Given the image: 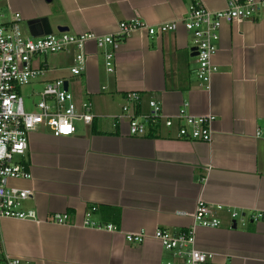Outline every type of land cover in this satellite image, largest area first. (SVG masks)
Masks as SVG:
<instances>
[{
	"label": "crops",
	"instance_id": "crops-1",
	"mask_svg": "<svg viewBox=\"0 0 264 264\" xmlns=\"http://www.w3.org/2000/svg\"><path fill=\"white\" fill-rule=\"evenodd\" d=\"M226 2L9 0L0 3V14L4 22L12 13L20 14L25 37H30L27 22L42 18L53 35L60 34L57 28L71 35H107L120 22L139 19L157 27L181 20L193 4L219 11ZM194 53L190 34L178 25L154 36L134 31L119 45L113 73L106 72L102 53L92 43L85 45L80 76L69 71L74 50L33 60L32 66L46 71L31 87L41 90L44 81L65 80L75 104L89 102L95 118L88 126L76 122L68 138H55L43 127L29 134L27 152L18 161L30 178L10 186L31 192L24 208L34 210L40 222L0 220V264L12 259L160 264L173 258L153 232L186 231L199 199L245 214L264 212V132L255 136L264 130V13L221 27L212 60L218 71L208 91L196 80ZM131 92L140 96L138 113H147L148 102L155 100L167 116L185 104L186 114L214 116L211 141L178 140L174 131L161 128L155 137L130 136L126 122L115 124L114 119ZM92 207L97 210L90 221L113 225L116 231L84 228ZM56 214H66L68 224H52ZM217 216L219 228L195 232L196 249L212 254L205 264H264V221L232 228L224 211ZM140 231L147 234L141 244L126 243V234Z\"/></svg>",
	"mask_w": 264,
	"mask_h": 264
},
{
	"label": "built area",
	"instance_id": "built-area-1",
	"mask_svg": "<svg viewBox=\"0 0 264 264\" xmlns=\"http://www.w3.org/2000/svg\"><path fill=\"white\" fill-rule=\"evenodd\" d=\"M9 0H0L7 2ZM264 13V1L227 0L223 10L210 11L201 3L188 8L181 20L162 23L157 27L146 26L139 19H131L117 24L116 30L107 35L86 32L79 35L60 33L41 37H25L20 28V14L12 13L8 21H3L0 14V220L11 219L39 223L37 214L32 209H25V202L31 192L10 186L11 181L29 179L30 175L18 161L28 149V136L37 129L47 128L55 138H68L75 133V123L90 125L94 120L91 104L83 102L77 106L73 96L64 90L65 80L44 81L36 95V103H30L33 111H26L20 89L42 81L45 69L32 66L33 60L47 55L69 53L74 50L73 66L69 69L72 76H80L85 66L84 48L88 43L102 53L107 73H113L114 55L119 47L136 30H146L149 36L173 32L178 25L190 34L192 47L196 53L195 77L199 84L208 91L210 80L217 73L212 63L217 51L219 31L223 25L254 20ZM126 103L116 116L115 124L124 121L128 134L132 137H144L154 134L155 129L174 131L178 140L202 141L209 143L212 137L214 116H191L186 114L185 104L175 116L162 112L161 103L155 100L148 102V112L138 113L140 96L131 92L125 95ZM114 124V125H115ZM264 132L257 130L256 137ZM96 211L92 207L84 216L82 226L97 231L114 232L113 225H100L90 221ZM224 211L232 225L245 226L264 221V212L245 214L225 206H210L202 199L196 203L192 214V224L184 232L171 233L157 229L153 239L157 240L163 250L170 253L172 260L160 264H205L212 254L196 249L195 232L198 228L216 229L221 226L217 214ZM66 214H56L50 222L55 225H67ZM147 234L144 231L126 234L125 241L130 245L141 244ZM6 264H29L20 259L6 261Z\"/></svg>",
	"mask_w": 264,
	"mask_h": 264
},
{
	"label": "water",
	"instance_id": "water-1",
	"mask_svg": "<svg viewBox=\"0 0 264 264\" xmlns=\"http://www.w3.org/2000/svg\"><path fill=\"white\" fill-rule=\"evenodd\" d=\"M47 1H49V0H47ZM37 26L40 29L39 32H37V29H36ZM27 27H28L29 35L32 38L47 36V35L52 34V30H51L50 26L48 25V21L46 18L29 21V22H27ZM56 30L59 33H64L67 31L65 28H57ZM193 56H196V53H194ZM63 88H64V90H68V82H66V81L64 82ZM232 228H235V224H233Z\"/></svg>",
	"mask_w": 264,
	"mask_h": 264
},
{
	"label": "rangeland",
	"instance_id": "rangeland-1",
	"mask_svg": "<svg viewBox=\"0 0 264 264\" xmlns=\"http://www.w3.org/2000/svg\"><path fill=\"white\" fill-rule=\"evenodd\" d=\"M26 31V29H25ZM27 34V32H25ZM28 35V34H27ZM40 90L39 87H36V86H25V87H22L20 89V96L21 98L23 99V102H24V106H25V109L26 111H33V107H29L30 103L34 102L36 103L37 100H38V97L35 95L32 96V91L33 92H38Z\"/></svg>",
	"mask_w": 264,
	"mask_h": 264
},
{
	"label": "trees",
	"instance_id": "trees-1",
	"mask_svg": "<svg viewBox=\"0 0 264 264\" xmlns=\"http://www.w3.org/2000/svg\"><path fill=\"white\" fill-rule=\"evenodd\" d=\"M158 132V129H155L154 131H153V133L154 134H151V136L152 137H155V135H156V133ZM96 208V207H95ZM96 210H97V208H96ZM106 210V209H105ZM108 217H110V215H107Z\"/></svg>",
	"mask_w": 264,
	"mask_h": 264
}]
</instances>
